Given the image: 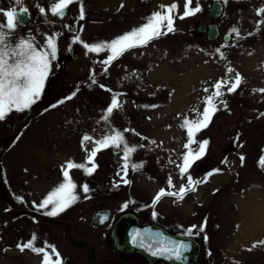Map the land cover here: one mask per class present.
Masks as SVG:
<instances>
[{"label": "rangeland", "instance_id": "1", "mask_svg": "<svg viewBox=\"0 0 264 264\" xmlns=\"http://www.w3.org/2000/svg\"><path fill=\"white\" fill-rule=\"evenodd\" d=\"M211 1L193 0L191 7L198 3L202 11L180 19L185 0H82L84 18L80 19L81 3L77 0L59 20L48 11L55 0H22L30 17L19 25L11 44L34 38L38 47L45 48L47 37L55 36L57 54L37 102L23 112L13 110L0 121V164L7 178L17 171L12 198L35 195L38 190L49 195L64 182V163H85V153L98 146L95 141L120 132L128 145L136 147L125 177L131 183L125 185L121 179L125 176L122 148H102L95 157L98 167L92 175H85L83 169L69 171L78 197L71 206H79L86 216L100 205L116 213L145 206L154 224L171 234L190 236L200 244L194 264H264V245L258 243L264 241V232H249L253 230L252 214L261 211L264 224V167L259 164L264 156V94L253 91L264 89V24L257 29V21L262 18L257 16V9L263 7L264 0H219L222 11L215 19L206 13ZM174 2L178 5L173 13L175 31L124 52L110 65L102 63L109 52L94 53L84 47L109 42L143 25L161 5ZM41 7L45 14L39 11ZM12 8L19 9L14 0H0V10ZM210 23L218 29L213 40L195 30L196 24ZM234 27L241 38L230 35ZM223 34L228 35L225 40ZM77 35L79 41L75 40ZM229 67L234 71L228 73ZM237 72L243 78L239 88L233 93L222 88L224 96L214 101L219 110L208 127L194 135L195 141L209 143L188 174L199 181L207 177V182L196 185V190L188 191L182 200L165 195L153 206L161 189L179 192L187 183L177 165L190 149L195 152L198 144L185 148L189 137L181 127L184 119L197 120L215 83L232 81ZM114 94H118L122 107L108 115ZM85 135L92 139L82 144ZM241 156L245 158L243 165ZM31 164L45 171L30 170ZM132 164L142 167L134 171ZM19 168L28 170V174ZM41 173L46 182L29 181V175ZM169 177L172 188L168 186ZM1 183L0 171V193L4 191ZM84 184L90 189L88 193L83 191ZM4 207L0 199V213ZM25 219L0 216V264H42L43 253L17 247L27 243L26 238L33 239L25 235ZM194 225L192 235H188ZM33 244L47 250L49 264L55 261L52 250Z\"/></svg>", "mask_w": 264, "mask_h": 264}, {"label": "snow or ice", "instance_id": "2", "mask_svg": "<svg viewBox=\"0 0 264 264\" xmlns=\"http://www.w3.org/2000/svg\"><path fill=\"white\" fill-rule=\"evenodd\" d=\"M15 4L19 6L17 8H12L9 10H0V15H3L4 20L0 21V121L4 120L6 116L13 110L17 112H23L27 109H30L33 104L37 102L40 98L44 82L50 71L51 61L56 58L57 54V45L55 36H49L46 40V47L40 48L34 41V38H21L13 46L11 44V38L15 34L17 28L22 22V16L27 14L28 9L22 6V0H14ZM77 0H55L48 9L52 16L60 17L61 19L65 17L66 10ZM81 3L80 7V19L84 18V9L82 0H79ZM193 0H185L184 3V12L183 15H180V19L185 17L195 15L202 11V8L197 3L195 8H192ZM123 7V5H121ZM178 10L177 3H172L171 5H161L160 10L153 12L150 17L147 18L146 22L137 27L133 28L131 31L124 33L123 35L118 36L117 38L104 42L101 44L88 45L85 44L84 47L89 52L99 53L101 51L109 52V55L106 60L102 61L105 66L110 65L113 61L117 60L124 52L135 49L137 47H144L149 42L154 39H158L162 35H167L169 32L175 31L174 25V16L173 13ZM41 14H45V8H39ZM257 16L262 17L257 21V29H259L261 24H264V8L257 9ZM235 34L237 38L240 37V32L237 28L231 30V34ZM76 41L80 40V37L77 35L75 37ZM221 58H224V53L217 49ZM105 72H107V67H105ZM234 71L232 68H228L227 72L231 73ZM96 83L95 79L92 81ZM243 78L240 73H236L234 80H222L215 83L214 91L211 92L205 98V107L203 108L202 113H198L199 118L195 121H190L187 118L184 119L181 124L182 128L187 130L189 137V142L185 144V148L190 149L192 143H197L198 148L193 152L191 149L185 153L182 157V162L177 165L180 171V176L182 179L186 178L187 183L180 186L179 192L166 191L161 189L153 199V206L160 201V199L167 195L173 196L178 200H182L184 195L188 191H195V186L201 182H207V177L204 178V181L194 180L193 177L188 174V169L191 167L192 163L195 160L201 158L205 153L208 141L204 140L198 142L194 140L195 133L199 132L203 128H207L212 115L215 111L219 110L215 102L218 98L224 96V91L222 88H226L228 93L235 92L241 83ZM101 87H104L101 85ZM108 91H111L108 89ZM205 92L209 90L204 89ZM254 92H260L264 94V89H254ZM74 95V94H73ZM72 97H68L71 99ZM61 101L60 103H63ZM221 104H224L227 107L226 103L223 100L219 101ZM122 107L121 103L118 100V94H114L111 99V104L107 109V114L111 115L114 110ZM264 115V113H261ZM107 118V117H106ZM125 131H129L125 129ZM134 131V130H133ZM139 135V134H137ZM145 139L144 137H141ZM92 137L85 135L82 138V144L85 141L91 140ZM98 147L91 150L88 155L85 163H75L72 161L67 162L66 166L62 167V175L64 182L61 183L56 189H54L49 195L40 203L38 206L40 209L47 208L51 205V210L46 211L44 214L47 216H55L60 212L66 210L74 203L78 197L75 195V188L77 187L72 181L69 171L71 169H83L85 175H92L93 172L97 169L98 165L95 163V157L97 153L103 148H122L124 163L122 165V170L125 173L124 177H121L123 183L128 185L131 183L125 177L127 176V170L129 167V157L132 153L136 151L135 146L128 145L124 135L120 132H115L113 135H106L102 139L95 141ZM151 143H155L152 141ZM140 147H143L141 145ZM244 157H240L241 165H243ZM170 163L172 161H169ZM88 164H91V167H87ZM259 164L264 167V156L260 158ZM142 167V164H132V170H138ZM217 172L219 170H216ZM119 174V173H118ZM213 173H209L212 175ZM118 186V185H117ZM169 188L174 187L171 177L168 178ZM83 191L85 193L89 192V187L87 184H84ZM127 207V204L124 205ZM155 216L156 213L154 212ZM106 218V217H105ZM206 223V221H205ZM196 226L194 225L191 229L187 231L188 235H192L193 229ZM204 226L201 225L199 231H203ZM35 240V236H33ZM135 241V237H133ZM207 240V237H205ZM172 246H164L161 248L152 251V255L158 254H169V258H175L180 260L182 258V249L187 250L188 245L182 244L176 241L169 242ZM261 245H264V241L258 242ZM257 246L256 243L253 244V248ZM17 247L24 251L25 249H31L37 254H44L42 264H49L51 256L45 251V248H36L32 241H29L23 245L18 244ZM52 253H55L56 259L52 264H62L61 259L59 258V253L56 252V249L52 247ZM251 251V249H249Z\"/></svg>", "mask_w": 264, "mask_h": 264}, {"label": "flooded vegetation", "instance_id": "3", "mask_svg": "<svg viewBox=\"0 0 264 264\" xmlns=\"http://www.w3.org/2000/svg\"><path fill=\"white\" fill-rule=\"evenodd\" d=\"M30 166L33 167L32 164ZM36 169L45 171L41 166L40 168L33 167L30 170L34 171ZM52 169L54 170V168ZM18 170H23L21 173L28 174V170L25 171L26 169L19 168ZM0 171L2 172L3 182V184H1L4 185V191L0 193V199L1 202L5 203V207L2 209L0 216H8L12 219L16 217L26 218L23 227L25 235L35 236V240H31L30 238H26V240L28 242L32 241L33 243L43 244V246L48 247L49 251L54 247L56 252L59 253L62 264L161 263H151L141 254L130 252L124 248L118 249L111 238V232L119 216L133 217L138 224L153 223L147 207H133L116 213L112 211L109 206L100 205L86 216V212L79 208V206L74 205L66 208L65 211L55 216H47L44 213L51 210V205L43 209L38 207L42 202L41 198L48 195L45 190H38V193L35 195L24 194L22 197H19V199L12 198V195L16 192L13 180L17 175V171L14 176L10 175V178L6 177L2 164H0ZM42 175H44V173L36 177H31L29 175V181L46 182L45 180H47V178ZM49 178L51 179L52 176ZM21 203H23V205ZM101 210L107 211L106 219L100 221L97 218V221H94L92 215ZM80 214L81 216H79ZM45 251L47 250L45 249Z\"/></svg>", "mask_w": 264, "mask_h": 264}, {"label": "water", "instance_id": "4", "mask_svg": "<svg viewBox=\"0 0 264 264\" xmlns=\"http://www.w3.org/2000/svg\"><path fill=\"white\" fill-rule=\"evenodd\" d=\"M221 2L219 0H212L206 7L207 15L215 19L221 13ZM264 8V5L263 7ZM29 13L22 16V22L20 25L26 23L29 19ZM57 19L60 17L55 16ZM195 30L199 33H204L208 40H213L218 34L217 25L210 23L206 26L201 24L195 25ZM227 34H223V39L227 38ZM93 220L104 221L107 217V211H97L93 215ZM135 237V241L133 240ZM111 238L116 248H124L130 252L141 254L148 262L157 263L163 262L166 264H193L198 256L199 245L190 237H183L179 235H173L166 232L161 227L152 224L144 223L138 224L133 217L119 216L115 221L113 230L111 232ZM176 241L182 244H187V250L182 251V258L176 260L175 258H169V254L152 255V251L158 248L172 245L169 243Z\"/></svg>", "mask_w": 264, "mask_h": 264}, {"label": "bare ground", "instance_id": "5", "mask_svg": "<svg viewBox=\"0 0 264 264\" xmlns=\"http://www.w3.org/2000/svg\"><path fill=\"white\" fill-rule=\"evenodd\" d=\"M103 1H105V0H103ZM106 1H108V0H106ZM113 1V0H112ZM102 2V1H101ZM111 2V1H110ZM96 3V2H95ZM106 4V3H105ZM96 5H103V4H96ZM95 5V6H96ZM110 5H111V3H110ZM101 8V7H100ZM254 51V50H253ZM243 52V51H242ZM248 52V51H247ZM260 52V51H259ZM258 52V53H259ZM255 53V52H254ZM257 53V52H256ZM255 53V54H256ZM243 54V53H242ZM241 54V55H242ZM248 54H250V53H248ZM241 55H239V57L241 56ZM247 55V54H246ZM244 56H242V58H243ZM241 58V57H240ZM246 58H248V57H246ZM251 58H253V57H251ZM256 58V57H255ZM245 59V58H244ZM251 60V59H250ZM249 60V61H250ZM137 62V61H136ZM241 62V61H240ZM252 62V61H251ZM244 63V62H243ZM249 64V63H248ZM254 63H252V65H253ZM247 65V64H246ZM245 66V65H244ZM249 66H251V65H249ZM246 67V66H245ZM248 68V66L246 67V69ZM245 69V70H246ZM249 71V70H248ZM29 130V129H28ZM26 132H27V130H25ZM26 132H24V133H26ZM27 136V135H26ZM26 138V137H25ZM29 137H27V139H28ZM260 216H261V211L260 212H258V213H254V214H252L251 215V219H252V227H253V230H251L252 228L251 227H249V228H251L250 229V233L252 234V232H254L255 234H256V232L258 231V232H260V233H262V232H264V224H263V222H261L260 221ZM246 228V227H245ZM256 231V232H255ZM249 234V233H248ZM245 235V234H244ZM243 235V236H244ZM253 235V234H252ZM249 236V235H248ZM249 238H252L251 236L249 237Z\"/></svg>", "mask_w": 264, "mask_h": 264}]
</instances>
